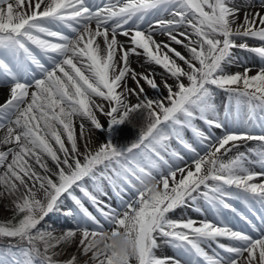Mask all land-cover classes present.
<instances>
[{"label": "snow or ice", "instance_id": "obj_1", "mask_svg": "<svg viewBox=\"0 0 264 264\" xmlns=\"http://www.w3.org/2000/svg\"><path fill=\"white\" fill-rule=\"evenodd\" d=\"M4 87L0 264H264V134L248 130L264 114V0H0ZM57 214L73 223L58 235L43 226Z\"/></svg>", "mask_w": 264, "mask_h": 264}, {"label": "bare ground", "instance_id": "obj_2", "mask_svg": "<svg viewBox=\"0 0 264 264\" xmlns=\"http://www.w3.org/2000/svg\"><path fill=\"white\" fill-rule=\"evenodd\" d=\"M238 3H243L244 0H237ZM155 38L160 41V40H166L167 38L163 35H160L159 33L156 34ZM120 41L121 42H125L126 41V38L121 36L120 37ZM173 47H175L177 49V51H180L181 53L187 55V53L185 52V50L179 46V45H173ZM238 55L241 57L242 59V62L243 63H246V64H256L258 63V61L252 57L251 55H249L248 53L246 52H238ZM135 57H138V56H135ZM139 57H143V56H139ZM144 60V58H143ZM134 65H135V62L132 60L131 61V67L133 69H135L137 72H144L145 70L142 69V67H140V65H137L136 64V67L134 68ZM148 67H152L153 70L157 73H159L161 71V69H159L158 67H155V66H149ZM233 69V68H232ZM252 74H255L254 72ZM156 80L157 82L159 83L160 82V76L157 75L156 76ZM172 81H169V83H171ZM128 87H135L134 83L129 79L128 80ZM7 94V97H8V89L7 87H4V88H0V95L1 94ZM154 95V93L152 91H149V96H152ZM131 102L132 103H135L136 102V99L135 97H131ZM227 102V96L225 93H219L218 95V98H217V104L218 106L220 107V113H221V118H223V103H226ZM1 104V103H0ZM261 117V115H258V114H254L253 116V119L252 121L249 122V125H248V130L249 131H258L260 130L261 132L264 131L262 130V128L259 126L261 125L260 121H257V118ZM243 119H247L246 116L243 115ZM100 121L101 123L105 124L107 123L106 121V118L103 117V116H100ZM134 123L136 125V127H133L131 125H128L126 124L124 127H123V130H122V134L121 136L116 140L117 143H120V144H126L128 142H130L131 140L135 139L136 136L138 135V131H139V127L142 126V124L144 123L143 122V118L142 117H136L134 118ZM197 126L206 130V125L203 124V122L201 121H197ZM264 124V123H263ZM205 126V127H203ZM4 131L5 130H0V137H2L4 135ZM76 132H77V135H79V122H77L76 124ZM104 133L103 132H95L94 133V140H95V144L92 145V147H95L96 144H98L99 142H101L103 139H104ZM217 135H219V131L217 130ZM185 136L186 138L189 137V134H188V131H185ZM175 145H177L175 143V141L173 140L172 141V147H175ZM10 146V145H9ZM7 146H4V145H0V150H5ZM258 147V143L257 142H254V141H249L247 142V145L246 147H243L242 149H239V151H246L247 148H257ZM83 148V142H81V149ZM10 159V157H9ZM253 159H255V157H253ZM254 170L259 172L261 171L260 167L258 165L254 166ZM179 178V177H178ZM257 183L260 182L259 180L256 181ZM258 209H259V206H256ZM185 210H183L182 212H184ZM181 212V213H182ZM188 216H191L192 218L196 219V220H200V219H203L204 217L191 211V210H188L187 213H186ZM260 214H264V213H260ZM181 215V214H180ZM249 215V218L253 221V223L257 224V226H259V220L256 219V217L252 216L250 213L248 214ZM209 219L212 218L211 215L208 216ZM237 220L238 222L235 223L234 225H236L237 227H241L242 226V221H239L238 219H235ZM231 223H234L233 221H231ZM49 225L52 226L53 229L55 230H58V234H60V231L59 230H62L64 228H71L73 227V223L71 220H67L61 216H59L58 214L57 215H53L51 216L50 218H48L45 223H44V227H48ZM108 226L105 225V228H107ZM247 229L251 232H254L251 230L250 227H248L246 225ZM256 233V232H254ZM222 242H225L227 243L226 241H222ZM164 250H168L172 253V255L174 254L175 255V252L173 249L169 248V247H164L163 248ZM76 251L75 249V246H73L72 248H69L68 249V254H72ZM61 258H68V256H65V255H62V256H59Z\"/></svg>", "mask_w": 264, "mask_h": 264}, {"label": "rangeland", "instance_id": "obj_3", "mask_svg": "<svg viewBox=\"0 0 264 264\" xmlns=\"http://www.w3.org/2000/svg\"><path fill=\"white\" fill-rule=\"evenodd\" d=\"M96 2L97 3H100V0H96ZM164 19H170L171 17L170 16H167V15H165L164 17H163ZM93 27H94V25H93ZM146 27V26H145ZM120 37L121 36H118L117 38H118V40H120ZM124 37V36H123ZM126 38V37H125ZM127 39V38H126ZM143 58L144 57H135V56H132L131 57V61L133 60L134 62H135V65H134V68L136 67V64L137 65H141V64H144V60H143ZM148 68V65H145V67H143L142 69L143 70H146ZM243 69L242 68H233V69H231V71H242ZM8 97H7V94H5V93H3V94H1L0 95V103L1 104H3L4 102H5V100L7 99ZM255 114H258V115H264V114H262L261 112H259V111H257ZM242 119H243V116H242ZM257 121H260V123L261 124H263L264 123V120H262L261 119V117H259V118H257ZM203 127H205V126H203ZM250 132H252V134H254V135H261V134H264V131H260V130H258V131H256V132H254V131H250ZM188 134H189V137L187 138V139H189V141L190 142H192L194 145L196 144V141L193 139V137H192V134L190 133V132H188ZM255 142H257V141H255ZM258 143V142H257ZM174 148H176L178 151H180L182 154H184V150L177 144V145H175V147ZM243 147H241L240 149H242ZM236 153H235V151H233L232 153H230L229 155L231 156V155H235ZM226 159H227V157H225ZM259 180V179H258ZM260 181V180H259ZM9 204V201L7 200V199H0V221H2V220H8V219H10L11 217H12V212L11 211H9V210H7V208L5 207L6 205H8ZM237 207L238 208H241V210H245L244 208H243V206L242 205H239V204H237ZM90 210H93V209H91L90 208ZM94 211V210H93ZM183 211V209H180V210H177V212L175 213V215H174V217L173 218H179L180 217V214H181V212ZM258 212V211H257ZM59 215V214H58ZM235 219H238L239 220V218L237 217V218H232V216H231V214H229V217H228V220L230 221V224H231V226L232 227H234V228H236V229H240V228H243L246 232H248L250 235H252L253 237H258V233H252L251 231H249L248 229H247V227H246V225L244 224V223H242V226L241 227H237L236 225H234L235 223H237L238 221L237 220H235ZM231 221H233L234 223H231ZM58 233V230L56 231V234ZM227 242V241H226ZM158 256H165V255H167V256H173L172 255V253L170 252V251H168V250H161V251H157V253H156ZM55 259H59V260H65L66 258H61V257H56Z\"/></svg>", "mask_w": 264, "mask_h": 264}, {"label": "trees", "instance_id": "obj_4", "mask_svg": "<svg viewBox=\"0 0 264 264\" xmlns=\"http://www.w3.org/2000/svg\"><path fill=\"white\" fill-rule=\"evenodd\" d=\"M0 243H3V241H0Z\"/></svg>", "mask_w": 264, "mask_h": 264}]
</instances>
